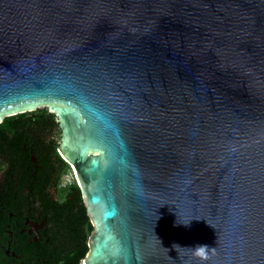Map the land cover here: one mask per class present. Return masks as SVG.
I'll return each instance as SVG.
<instances>
[{"label":"water","instance_id":"1","mask_svg":"<svg viewBox=\"0 0 264 264\" xmlns=\"http://www.w3.org/2000/svg\"><path fill=\"white\" fill-rule=\"evenodd\" d=\"M41 108L82 264H264V0H0V123Z\"/></svg>","mask_w":264,"mask_h":264},{"label":"flooded vegetation","instance_id":"2","mask_svg":"<svg viewBox=\"0 0 264 264\" xmlns=\"http://www.w3.org/2000/svg\"><path fill=\"white\" fill-rule=\"evenodd\" d=\"M43 110L55 116L43 108L0 123V264H69L73 239L89 228L69 194L76 182L64 180L74 170L59 151L57 118L38 122Z\"/></svg>","mask_w":264,"mask_h":264},{"label":"trees","instance_id":"3","mask_svg":"<svg viewBox=\"0 0 264 264\" xmlns=\"http://www.w3.org/2000/svg\"><path fill=\"white\" fill-rule=\"evenodd\" d=\"M27 118V114H22V115H17L15 117H11V118H7L6 119V124L11 122V121H23ZM37 120L38 122H48L50 124V126H56V121H55V116L52 114H49L46 110H43V112L37 116ZM69 194L71 195V197L74 198V200L78 203L81 204V211H82V217H80V219L78 220L79 223L83 224L84 219L85 220H89V224H88V230L86 231L85 236L82 237H76L75 239H73V245H72V257L71 260L69 262V264H82L83 259L85 258V256L88 253L89 250V246H88V241L90 238V235L93 231V226L91 223V220L88 217V212L86 209V206L84 204V200H83V195L81 192V189L79 187V185L73 184L69 187ZM77 224V222H76Z\"/></svg>","mask_w":264,"mask_h":264},{"label":"clouds","instance_id":"4","mask_svg":"<svg viewBox=\"0 0 264 264\" xmlns=\"http://www.w3.org/2000/svg\"><path fill=\"white\" fill-rule=\"evenodd\" d=\"M5 167H6V165H5ZM190 221H188L186 223L185 222H178V223H182L183 225L188 226L190 224ZM174 245H177V246L181 247L179 244H174ZM191 248L193 249V251L195 253H200V252H204L209 247L207 245L200 244V245H197V246L191 247ZM201 264H203V261H201Z\"/></svg>","mask_w":264,"mask_h":264},{"label":"rangeland","instance_id":"5","mask_svg":"<svg viewBox=\"0 0 264 264\" xmlns=\"http://www.w3.org/2000/svg\"><path fill=\"white\" fill-rule=\"evenodd\" d=\"M41 109H43V108H41ZM75 173V172H74ZM72 171L71 172H69V174H68V176H65L64 177V180L66 181V182H73V181H75L76 183H78V181H76L77 179H76V176H75V174H74ZM73 174H74V176H73Z\"/></svg>","mask_w":264,"mask_h":264},{"label":"built area","instance_id":"6","mask_svg":"<svg viewBox=\"0 0 264 264\" xmlns=\"http://www.w3.org/2000/svg\"><path fill=\"white\" fill-rule=\"evenodd\" d=\"M77 181V180H76Z\"/></svg>","mask_w":264,"mask_h":264}]
</instances>
